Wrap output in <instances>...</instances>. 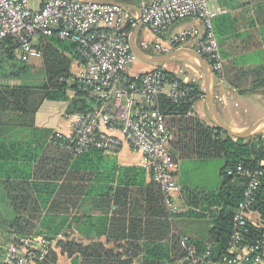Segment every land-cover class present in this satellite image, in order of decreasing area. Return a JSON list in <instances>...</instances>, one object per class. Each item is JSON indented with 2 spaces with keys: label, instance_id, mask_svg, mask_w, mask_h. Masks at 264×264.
I'll list each match as a JSON object with an SVG mask.
<instances>
[{
  "label": "trees",
  "instance_id": "trees-1",
  "mask_svg": "<svg viewBox=\"0 0 264 264\" xmlns=\"http://www.w3.org/2000/svg\"><path fill=\"white\" fill-rule=\"evenodd\" d=\"M223 19L213 20L218 41V27ZM37 48L42 55L38 69L32 63L20 61L18 44L11 37L0 44V80L23 82L17 86L0 85V181L14 205L10 228L14 245L23 249L30 237L53 240L69 226L70 215L77 213L78 209H69L80 202L77 195L84 196L96 182L100 184L102 198L117 209L107 219L104 243L84 246L74 240L58 242L61 253L72 258L73 264H132L143 254L144 264H173L183 259L181 238L188 235L178 231L176 222L169 221L160 187L154 182L145 184L142 169L120 167L96 149L75 157L60 148L55 135L49 140L40 137L36 114L44 102H64L65 113L70 115L91 111L98 102L89 97L73 73V64L80 58L76 44L60 39L55 32L52 37L40 38ZM221 53L224 54L222 49ZM167 75L176 78L170 72ZM181 83L189 94L181 100L161 97L160 111L171 134L169 147L175 162L223 161L222 189L200 200L207 207L218 205L221 209L210 215L203 240L188 237L200 254L209 253L208 260L218 262L228 253L234 213L246 182L229 171H235L239 165L264 171V135L235 139L214 123L194 116L193 106L205 97V92L198 82ZM26 131L40 139L25 141L21 134ZM43 132L47 135L51 131ZM74 157L77 159L72 163ZM253 209L264 215V180ZM262 232L261 227L249 223L246 244L258 239ZM110 244L112 248L107 247ZM57 260V252L51 250L37 264H56Z\"/></svg>",
  "mask_w": 264,
  "mask_h": 264
},
{
  "label": "built area",
  "instance_id": "built-area-1",
  "mask_svg": "<svg viewBox=\"0 0 264 264\" xmlns=\"http://www.w3.org/2000/svg\"><path fill=\"white\" fill-rule=\"evenodd\" d=\"M217 0H143L140 19L130 9L118 5H101L82 0H0V44L11 37L18 44L21 62L41 61L38 40L57 36L78 46L79 60L73 64L74 75L96 108L82 114H66L70 132L55 134L59 146L77 157L90 150L118 156L128 147L141 157L160 185L164 204L173 217L178 213L175 201L182 192L175 176L176 162L170 151L171 134L160 111L163 96L181 100L189 94L181 79L171 78L161 66L147 72L134 73L138 63L131 45L134 29L142 22L156 36L144 40L139 49L149 56H163L197 42L199 52L218 79L223 78L225 61L221 55L209 5ZM194 20V27L176 34L177 23ZM245 178V190L234 213L229 250L220 261L208 260L209 253L200 254L189 238L182 236L183 259L175 264H264V215L253 209L264 180V171L239 165L235 171ZM261 215V236L246 244L249 216ZM24 248L11 245L3 264H37L54 247L53 241L42 237L25 240Z\"/></svg>",
  "mask_w": 264,
  "mask_h": 264
},
{
  "label": "crops",
  "instance_id": "crops-1",
  "mask_svg": "<svg viewBox=\"0 0 264 264\" xmlns=\"http://www.w3.org/2000/svg\"><path fill=\"white\" fill-rule=\"evenodd\" d=\"M109 1L129 5L127 9H130L140 19L143 0ZM34 5L40 6L39 0H36ZM209 8L212 13H215L214 19L224 18L218 27L221 38L219 46H221L220 51L222 49L224 53H221V55L228 65L226 69L224 66L223 78L218 79L215 77L214 80L213 95L217 111L232 128L246 129L264 118V0H217L210 3ZM194 27L201 29L202 25L194 20H186L175 24L171 29V33L176 34L184 30H191ZM136 31H138L137 45L139 41L158 40L144 25L140 27L138 24L133 33ZM184 48L197 51V42H189ZM140 63L142 62L138 61L135 65L134 73L147 72L153 67L147 64L140 65ZM160 66L186 83H200L205 92V86L202 82L204 74L201 77V71L193 65L192 59L180 58L168 61ZM11 81L14 80H0L2 82L0 85H21L12 84ZM256 105H261V109H258ZM66 107L67 104L64 102L46 101L43 103L36 114V127L38 133L40 131L41 138L52 139L58 132L68 135L70 132L69 124L64 119ZM251 108L257 110L254 118L250 117ZM193 115L213 123L205 97L195 102ZM45 130L51 131L50 134L46 135L43 132ZM21 135L24 136L25 141H35L39 136L32 135L28 131ZM20 139L24 140L21 137ZM107 156L109 161H116L120 167H138L142 169L145 174V184L156 183L152 173L140 164V155L131 151L128 147L118 156ZM76 159L74 157L72 163H75ZM176 166L175 176L182 192L175 201L176 209H178L176 215L178 216L175 219L174 215L173 220V217L167 211L169 221L176 222L179 227L178 231L185 233L188 237L203 240L211 221L210 215L221 208L218 205L207 207L205 203H200V200L222 189L224 184L221 173L223 161L221 159H189L176 162ZM98 184L96 182L91 184L89 191L84 196L77 195V198L81 199L80 202L76 206L70 205L69 207V209H78L77 213L70 215L69 226L65 227L66 229L59 232L51 240L54 243L52 250L58 254L56 264H73L72 258L61 253V248L57 245L60 240H74L84 246L91 245L93 242H105L106 235L104 233L109 224L107 219L117 208L102 198L100 184ZM60 185L59 183L57 187ZM116 185L117 182H114L113 186ZM157 185L160 187L159 184ZM72 195L74 193H71V197L74 198ZM112 195L113 193L109 196ZM196 197L198 199H195ZM192 198H194V202ZM102 202L104 205H102ZM13 209L14 205L0 181V264H3L8 248L14 244L15 237L10 233L14 221ZM249 220L255 227L262 226L261 215L257 212L251 213ZM107 247L112 248L113 245L110 244ZM196 248L198 250L197 246ZM118 251L121 252L122 249ZM144 261L143 254L140 258L135 259L132 264H144Z\"/></svg>",
  "mask_w": 264,
  "mask_h": 264
},
{
  "label": "water",
  "instance_id": "water-1",
  "mask_svg": "<svg viewBox=\"0 0 264 264\" xmlns=\"http://www.w3.org/2000/svg\"><path fill=\"white\" fill-rule=\"evenodd\" d=\"M82 1L97 3L101 5H118L124 8L129 7V5H125L122 3L109 1V0H82ZM139 25L140 27H142L143 26L142 22H140ZM137 32L138 31H136L132 35L131 45H132V51L139 62H142L150 66H160L168 61H172L180 58H189L199 64L204 74L205 98H206L207 108L213 123L218 129L223 130L226 134H228L229 136L235 139H247L249 137L258 135L261 131L264 130V118L246 129L232 128L224 121V119L219 115L217 111V107L213 95V85L215 80L214 72L212 71L210 65L207 63L205 58L199 52L193 49L183 47L167 55L149 56L139 49L136 43V37L138 34Z\"/></svg>",
  "mask_w": 264,
  "mask_h": 264
},
{
  "label": "rangeland",
  "instance_id": "rangeland-1",
  "mask_svg": "<svg viewBox=\"0 0 264 264\" xmlns=\"http://www.w3.org/2000/svg\"><path fill=\"white\" fill-rule=\"evenodd\" d=\"M36 2V0H31V3H32V7L33 8H37V5L35 6L34 5V3ZM141 42L142 41H139L138 43V45H140L141 44ZM192 62H193V65L199 70V71H201L200 72V74H201V77H202V74H203V72H202V69L200 68V66H199V64L197 63V62H195L194 60H192ZM33 63H35L34 64V66H35V68L36 69H38V68H40L41 67V61H36V62H33ZM32 63V64H33ZM140 65H145L144 63H140ZM164 65V64H163ZM12 82V84H22L23 82H21V81H11ZM10 82V83H11ZM202 82H203V84H204V79L202 80ZM0 83H2V82H0ZM204 86V85H203ZM256 106H258V109H261V105H256ZM256 114H257V110L256 109H252L251 108V112H250V117H255L256 116ZM212 120V119H211ZM213 122V121H212ZM259 134H263L264 135V132L263 131H261ZM215 180V178L213 179V181Z\"/></svg>",
  "mask_w": 264,
  "mask_h": 264
}]
</instances>
